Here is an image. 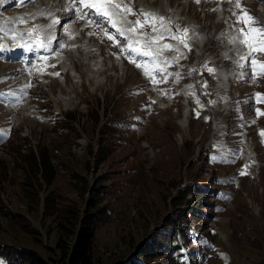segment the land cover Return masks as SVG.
Instances as JSON below:
<instances>
[{
	"label": "rangeland",
	"instance_id": "rangeland-1",
	"mask_svg": "<svg viewBox=\"0 0 264 264\" xmlns=\"http://www.w3.org/2000/svg\"><path fill=\"white\" fill-rule=\"evenodd\" d=\"M131 1L136 9L137 5H146L162 11L170 3L191 22L197 21L195 25L201 30L195 34L204 36L203 43L195 44L192 50L177 39H161L153 45L158 49L168 44L174 49L161 52L170 64L140 58L139 63L161 81L153 84L142 68L114 51L124 36L115 33L117 46L107 38L97 40L100 69H91L90 65L97 51L85 52L77 45L74 51L81 58L75 63L74 57L65 53L69 42L63 54L78 73L65 60L62 68L57 66L62 74L58 80L43 79L33 82V88L25 87L23 93L14 95L18 99L27 97L28 92L31 95L24 111L15 110V104H8L6 96L0 94V133L6 138L0 147V250L6 254L25 250L47 264H69L78 234H69L70 229H85L92 232L94 262L131 264L128 260L137 256L138 249L148 246L157 250V243L162 241L167 246L170 231L164 219L178 212L177 196L186 184L196 186L179 203L181 207H198L196 214L201 218L196 219V225L205 227L203 215L211 214L208 224L212 228L206 229L212 237L193 259L187 254L178 264H264V141H260L264 115L257 116L245 107L246 119H234L236 113L231 107H220L216 83L224 74L220 53L225 43L217 35L219 19L208 15L205 5L197 2ZM249 1L244 0L243 7L264 25L261 0ZM61 5H53L54 10ZM70 13L59 12L78 24L77 17ZM180 21L176 24L182 25ZM65 28L61 25L60 32ZM149 29H142L145 36L139 38L159 36V31L151 34ZM74 34L69 32L70 37ZM254 54L258 62H264V54ZM11 67L0 65V74H7ZM38 72L34 75L37 78ZM252 74L249 80L255 83L251 87L264 94V75ZM4 87L0 81V90ZM231 89L232 95H245L249 86L241 84ZM191 108L201 109L200 113ZM257 110L264 113L262 107ZM65 112L72 121L54 116ZM242 128L248 130L245 144L255 147L251 159L255 163L247 160L248 152L246 157L242 148L233 151L236 144L242 145ZM217 129L226 132L224 146L209 143ZM39 149L45 150L52 162L54 176L50 183L30 169V153L38 155ZM99 153L103 159L98 160ZM225 194H231L233 200L228 202ZM76 211L77 222L69 228L65 219ZM91 214L94 222L87 221ZM193 216L187 214L188 218ZM157 251L162 255L139 259L146 264H164V257L172 256L169 249L161 247ZM0 264L8 263L0 259Z\"/></svg>",
	"mask_w": 264,
	"mask_h": 264
},
{
	"label": "snow or ice",
	"instance_id": "snow-or-ice-1",
	"mask_svg": "<svg viewBox=\"0 0 264 264\" xmlns=\"http://www.w3.org/2000/svg\"><path fill=\"white\" fill-rule=\"evenodd\" d=\"M68 2L70 10L75 6L77 19H85L89 24L95 23V21H92L90 19L91 13L89 11H86L93 10L95 15L107 19L109 23L114 28H116L117 33L120 36H125L126 38H128V34L137 37L145 36V33L141 31L145 27L150 28L153 33H156L158 31L157 24H159L161 28H165V17L158 16L156 13L143 10L136 12L131 7V0H128L127 3H124L123 0H68ZM196 2L199 3V0H196ZM229 2H231V0H229ZM261 2H264V0H261ZM235 7L239 10V14L234 12L233 15H236L237 17V24L242 26L237 28V36L233 37L231 42H239L248 49L247 53L242 56L241 59L251 61V64L253 66L254 77L255 75H264V62H258L253 56V53L264 54V25H260L259 21L255 17L250 15L248 9L244 8L241 5L240 0H235ZM43 14L44 13L41 11L40 15ZM130 15H134L137 17L135 21H128L127 17ZM115 17H120L121 21H123L124 23H128L131 26L127 28L117 27ZM20 22L26 23L23 20H21ZM167 22L171 23L170 20ZM52 23L58 24L59 20L53 19ZM165 31L169 33L171 38L177 39L179 43L183 44L184 47H189L187 44V33L189 30L187 28L181 29L179 26H177L175 34H173L172 30L169 28H165ZM65 32L67 33V27L65 28ZM29 33L34 34V30L29 29ZM92 34L93 33H89V35ZM105 34L108 36V39L114 41L113 46H117L118 41L115 40V37L109 35L107 33V30H105ZM160 39H163L162 35H153L150 38L145 37L143 41H141L139 38H128L127 45L121 47V54L127 51L134 52L138 55L142 54L145 56H152L154 54L159 55L164 50H174L171 45L164 44L161 45L158 49H156L155 53H153L152 46L158 44ZM133 45H142V47H134ZM63 46L64 45L61 44V47ZM175 50L178 51V49ZM189 50L191 49L189 48ZM126 58H128L129 62L134 64L136 67L142 68L144 70L145 76L150 79L151 83L157 84L161 82L155 79V77L152 75V72L148 69L146 65L140 64L136 60L131 59L130 57ZM175 59L177 58L174 57L173 60ZM164 63L170 64L171 61L165 60ZM243 66L244 65H241V67ZM52 67H55V65H52ZM207 70L209 72L213 71V69ZM161 71H163V69H161ZM193 71H195V69H193ZM52 75H59V73H52ZM28 86L30 87L31 85ZM256 95L258 97V102H264V96L259 93H257ZM257 112L258 115H264V113H260L259 110H257ZM261 135H264V132H262ZM244 174L245 173L242 171L241 175Z\"/></svg>",
	"mask_w": 264,
	"mask_h": 264
},
{
	"label": "trees",
	"instance_id": "trees-1",
	"mask_svg": "<svg viewBox=\"0 0 264 264\" xmlns=\"http://www.w3.org/2000/svg\"><path fill=\"white\" fill-rule=\"evenodd\" d=\"M67 116H69L68 113H65L63 115V117L65 119L70 120L71 118L70 117L67 118ZM73 118H75V117L73 116ZM71 121H72V119H71ZM66 125H68V123ZM100 154L101 153H99V155ZM30 155L32 157L31 163H33L30 169L32 170L34 175L36 176L39 173L40 174L39 178L44 180L45 183L46 182L50 183L53 176H54V169L52 166L51 159H50L49 155L47 154V152L45 150L39 149L38 155H35V154L33 155V152L30 153ZM103 158H104V155H100V157L98 156V160L103 159ZM36 180L38 181V179H36ZM177 197L179 198V200L177 202V205L179 208V206H180L179 201H182L183 197L181 194H178ZM186 212L187 211H182V210L178 209L177 213L170 214L171 216H168L167 218L164 219V221L166 223V228L168 231H170L169 238H167V240L165 239L167 241L168 247L165 246L164 242L162 241L159 244L157 243L156 247L158 249H160L161 247L163 248V250L170 249L171 235H173L175 233V228L178 227V225H179V219H180L181 214H186ZM73 213L74 214H72L71 216H69L68 218L65 219V223L67 224V226H69V228H74V226L77 222L78 213H77V211L73 212ZM92 216H93L92 214L87 215V221L88 222L92 221V219H93ZM92 222H94V219ZM87 227L89 228V226H87ZM76 233H78L76 241L72 245L70 253H69V258H68L69 264H97L96 262H94V259L91 256V247H90V245H91L90 238L91 237L90 236L92 235V232L91 231H89V232L85 231V229H81L79 232H77V231L75 232V231H73V229H70L69 234L76 235ZM157 250L151 249L148 246L146 249H144L142 251H140L138 249L139 253L137 254V256L128 260V262H130L131 264H146V263H143L142 260L139 259L140 256H146V258L147 257L152 258L155 255L156 256L158 255L159 251H157ZM159 254H161V253H159ZM191 257H193V255H191ZM0 259L3 260L4 263L6 261L8 264H15V262H16L15 260H17L16 264H47L45 261H43L41 259V257L36 255L35 253L25 252V250L18 251L16 253H8V254H6L4 252V250H0ZM164 260H166V262L164 264H175V261L171 256H169V257L165 256ZM154 264H156V263H154Z\"/></svg>",
	"mask_w": 264,
	"mask_h": 264
},
{
	"label": "bare ground",
	"instance_id": "bare-ground-1",
	"mask_svg": "<svg viewBox=\"0 0 264 264\" xmlns=\"http://www.w3.org/2000/svg\"><path fill=\"white\" fill-rule=\"evenodd\" d=\"M254 1H257L260 3V0H250L249 3H253ZM29 2V0H25L24 2H18L16 0H0V3H1V6H0V15H3L5 16L6 18H9V19H14L15 20V25H18V26H23L24 24H31V28L30 29H35V33L37 34L38 38L35 40L34 42V45H36V43H41V41L44 40L45 38V33L40 31L38 29V26H37V23L34 22L32 19H30V12H25V11H21V12H17V13H14L13 10L16 9V8H19L21 7L23 4ZM39 2L42 4V9L41 11L44 12V13H47L48 11H50V13L54 10V6L56 4H62L63 0H39ZM10 3H13V7L11 8H8ZM54 5V6H53ZM262 5H264V2H262ZM186 6V5H185ZM22 8V7H21ZM20 8V9H21ZM62 11H67L69 12V8L68 6H65L63 8V6L61 5V9H57V10H54V14L56 15H60L62 17V19L60 20L59 24L57 25V29L59 31V35H58V38L53 42L52 44V48L50 49H47L48 47H46V49L44 50V53L47 54V53H50V50H54V47L58 46L57 45V42H59L60 40L62 39H65V42H64V46L61 48L60 50V53L65 56L63 54V49L66 48V45L71 42V45L68 46L66 48V51L65 53H68L67 55L68 56H71V57H74V60H75V63H78L77 62V59H80L81 57H78V55L76 54V52L74 51V49L76 48L75 45H77V47H80L82 48L85 52H93L94 48L90 45V42L88 41L91 40V37L92 35L89 36V32H91L89 29H92V27H88V26H85L83 23H80L79 20L77 19L78 21V24H75L73 22V20L69 19V15H64V14H59V12H62ZM226 13V11H225ZM71 14V13H70ZM73 15V13L71 14ZM73 17L75 18V16L73 15ZM47 18H51L50 16H48ZM43 20L46 19V17H42ZM215 19H217L215 17ZM23 20L25 21L26 23H21L20 21ZM203 20V19H202ZM216 21V20H215ZM202 22V21H201ZM219 22V21H218ZM61 25H66L67 27V33L64 31L60 32V26ZM0 30H3L2 28H0ZM81 31H83V33H81ZM69 32H75L74 36L70 37L69 36ZM205 32V31H204ZM28 33L27 30H13L11 32V35L13 37V42H15V38H19V37H22V36H25L26 34ZM212 33V32H211ZM221 33H225V31H221ZM225 36L227 37V42H226V47H225V52H229L231 49V51L229 52V54L232 53H235V51L237 49H239L241 47V43L239 42H231L232 41V38L231 36L229 35V33H226ZM208 37V36H207ZM204 41V40H203ZM206 41V40H205ZM215 41H213L214 43ZM216 44V43H215ZM209 46H211V44H209ZM75 47V48H74ZM206 47V46H205ZM87 48V49H86ZM23 49V48H21ZM51 50V52H52ZM210 50V49H209ZM57 54L60 56L59 52H57ZM85 54V53H84ZM236 56V55H235ZM51 57V56H50ZM54 57V56H53ZM77 57V58H76ZM100 57L99 55H95L93 56L91 62H90V65H91V69L92 67L94 66L95 68H98L99 65H101V61L100 59L98 58ZM60 57H56L55 59H59ZM65 60L66 61H69V64H70V67L71 69L78 73L76 71V69L74 68V66L72 65V63L70 62L69 60V57H65ZM57 62V61H56ZM55 62V63H56ZM53 63V62H52ZM80 63V62H79ZM100 69V67L98 68ZM97 69V70H98ZM102 72V71H100ZM24 111V109L22 110Z\"/></svg>",
	"mask_w": 264,
	"mask_h": 264
}]
</instances>
